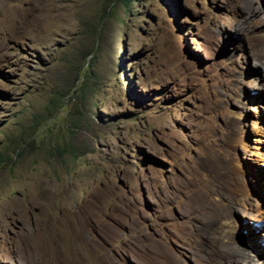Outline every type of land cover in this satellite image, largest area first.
Masks as SVG:
<instances>
[{"label":"rangeland","instance_id":"obj_1","mask_svg":"<svg viewBox=\"0 0 264 264\" xmlns=\"http://www.w3.org/2000/svg\"><path fill=\"white\" fill-rule=\"evenodd\" d=\"M208 180L264 264V0H0V264H222Z\"/></svg>","mask_w":264,"mask_h":264},{"label":"bare ground","instance_id":"obj_2","mask_svg":"<svg viewBox=\"0 0 264 264\" xmlns=\"http://www.w3.org/2000/svg\"><path fill=\"white\" fill-rule=\"evenodd\" d=\"M234 182H236V185L234 184ZM238 184L239 183L237 182V179L236 181L231 182V186L235 190L237 188V192H239ZM206 187H207V195L203 199L200 207L204 211H209L208 210V205H209L212 211L211 212L212 214L209 216L207 223L209 225V232L212 233L213 237L214 236L217 237L216 241L220 244L223 250L222 264H239V263H242L241 262L242 258L244 259L245 262L249 264L250 263L259 264L258 260L255 259L256 253L254 252L251 246H248V247L237 246L233 238L231 237V233H232L231 230L234 229L237 223L235 224V221H233L230 218L229 212L232 208H235L237 206V201H235V199L228 198L226 199V201L216 204L213 201V195L217 191L216 185L212 181L208 180ZM206 198H208V201H210V204L208 202H205ZM226 217L228 219L225 220ZM83 221H84L83 218L79 216L77 223L80 224Z\"/></svg>","mask_w":264,"mask_h":264},{"label":"trees","instance_id":"obj_3","mask_svg":"<svg viewBox=\"0 0 264 264\" xmlns=\"http://www.w3.org/2000/svg\"><path fill=\"white\" fill-rule=\"evenodd\" d=\"M120 1H122L124 4H128V2H129L130 0H120Z\"/></svg>","mask_w":264,"mask_h":264}]
</instances>
